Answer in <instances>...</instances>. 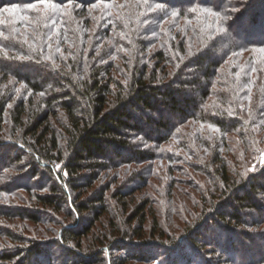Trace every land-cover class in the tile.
Masks as SVG:
<instances>
[{
    "label": "trees",
    "instance_id": "16d2710c",
    "mask_svg": "<svg viewBox=\"0 0 264 264\" xmlns=\"http://www.w3.org/2000/svg\"><path fill=\"white\" fill-rule=\"evenodd\" d=\"M50 2L0 0V264L105 257L117 184L188 169L210 187L173 264H264V0Z\"/></svg>",
    "mask_w": 264,
    "mask_h": 264
},
{
    "label": "rangeland",
    "instance_id": "374dc122",
    "mask_svg": "<svg viewBox=\"0 0 264 264\" xmlns=\"http://www.w3.org/2000/svg\"><path fill=\"white\" fill-rule=\"evenodd\" d=\"M62 166V163L56 164L55 169L60 171L63 169ZM187 171V174L175 173L168 180L158 174L161 179L153 178L150 184H146L143 189L141 188L145 184L144 181H140L137 178V184H134V181L126 182L123 187H121V184H117L118 189L122 188L121 190L129 194V196L122 201L112 199L110 202L112 210H110L106 219L103 220V224L98 228L100 230L98 233L102 234L103 231L107 230V233L118 234V237L115 238L116 240L112 239L114 241L111 245H108L109 249L105 250V257L99 260L89 258L87 259L89 260L87 264H173L171 258L176 255L174 250L178 245L176 243L183 238V234L189 228L195 226L194 219L199 213L200 209L198 206L201 203V194L203 193V189L200 186L206 190L210 187L209 180L205 176L197 175L196 171L192 169ZM64 174L66 177L65 171ZM156 174L157 171H155ZM24 181L27 183L26 179ZM99 186L97 184L95 187L99 188ZM137 189L140 190L137 191ZM46 191L43 189L41 192ZM91 192L92 189H89L83 198L90 195ZM23 194L25 195L26 193ZM108 196H110L109 193ZM69 200V204H73V199ZM147 201L150 202L141 212L138 209L139 206L144 205V202L146 204ZM14 202H18V200L15 199ZM69 204L67 206H70ZM113 206L118 209H114ZM48 212L53 218L52 221L47 224L32 225L31 227L33 228H30L28 233L33 237L39 233L44 234L47 239H53L61 232L64 224L73 223L72 212L67 211L66 208L62 210L48 209ZM74 213L76 215L75 218H79V215L76 212ZM87 216L89 217V213H87ZM133 216L135 218L130 221ZM90 217L93 216L90 215ZM144 217L146 221L142 223L141 219ZM17 222V226L23 223ZM28 225L30 224L28 223ZM25 235L28 236L29 234L26 233ZM124 236H126V239L123 241L121 239ZM96 237L97 235L91 234L81 239L85 246L84 251H88L86 245L95 243ZM124 243L128 244V246L125 247ZM143 243H145V249L142 248L138 251L139 245ZM171 243H175V245L170 246ZM71 244L75 245L76 242L73 241ZM142 250H145V254ZM187 250V248H184L179 251V254ZM57 257L60 258V264H84L74 258H71L68 263L69 259L64 255L62 257L57 254Z\"/></svg>",
    "mask_w": 264,
    "mask_h": 264
},
{
    "label": "snow or ice",
    "instance_id": "6c2138e0",
    "mask_svg": "<svg viewBox=\"0 0 264 264\" xmlns=\"http://www.w3.org/2000/svg\"><path fill=\"white\" fill-rule=\"evenodd\" d=\"M39 3H43V4H44V7H45L46 9H47V8H51L52 11H56V10H57V6H56V4H55V3H51L50 0H39ZM30 7H32V8H36L37 5H31ZM157 7H158V8H163L162 5H157ZM190 11H192V12H198V11H201V12L207 13L208 15L215 16V17H218V18H219V15H220V14L217 13V12H213V11H212L211 9H209V8H203V9H195V8H193V9H190ZM172 15L175 16L176 13L173 12ZM220 31H224V29L221 28ZM262 51H264V50H262Z\"/></svg>",
    "mask_w": 264,
    "mask_h": 264
}]
</instances>
